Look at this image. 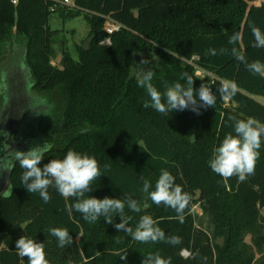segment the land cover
I'll return each mask as SVG.
<instances>
[{
  "label": "trees",
  "instance_id": "obj_1",
  "mask_svg": "<svg viewBox=\"0 0 264 264\" xmlns=\"http://www.w3.org/2000/svg\"><path fill=\"white\" fill-rule=\"evenodd\" d=\"M74 2L75 7H65L56 0H0V83L2 60L20 44L33 88L53 96L59 117L56 145L40 166L63 159L69 150L95 157L103 175L84 198L131 196L141 211L125 207L130 227L135 229L140 217L149 215L166 237L178 236L181 243L137 242L106 224L104 217L89 223L74 210L69 214L75 198L62 197L54 187L48 189L51 200L45 203L23 187V169L17 163L11 174L13 195L0 197V264H27L15 249L23 235L44 243L49 264H142L157 254L169 264H264V139L255 172L244 181L237 176L224 179L208 165L225 136L235 135L230 116L264 123V76L245 64L264 63V48L252 46L251 32V25L264 32V0ZM54 13L65 18L84 15L90 24L89 49L80 47L76 59L62 47L61 67L51 64L60 34L49 23ZM106 17L124 28L109 35ZM237 32L241 39L230 44ZM107 38L110 46L102 43ZM233 48L245 62L235 58ZM152 54L159 58L153 60ZM142 59L149 60L144 68L154 73L152 83L161 92L176 82L185 84L187 72L194 88L202 83L211 87L215 106L202 107L199 114L183 110L169 115L145 108L149 98L136 80ZM196 69L213 79L198 78ZM223 80L238 86L229 100L217 91ZM161 170L169 171L190 194L183 223L174 210L155 205L142 192L144 180L151 183L150 191L155 189ZM195 205L209 217L213 234L197 225ZM114 222H120L118 215ZM54 227L66 228L73 243L59 247L50 235ZM217 238L223 243L215 242Z\"/></svg>",
  "mask_w": 264,
  "mask_h": 264
},
{
  "label": "clouds",
  "instance_id": "obj_2",
  "mask_svg": "<svg viewBox=\"0 0 264 264\" xmlns=\"http://www.w3.org/2000/svg\"><path fill=\"white\" fill-rule=\"evenodd\" d=\"M251 32L254 37L253 47L264 48V32L255 25H251ZM241 39L240 33H234L229 38L230 44H236ZM215 54V49L209 50ZM232 53L237 60L245 62V57L236 48ZM159 58L152 54V59ZM148 59H142L136 67V80L139 87L146 90L148 100L144 102V107H151L156 112L169 115L173 111L191 110L199 114L200 108L214 107L217 96L206 83H202L198 89L194 88L193 77L185 72L182 79L185 84L176 82L166 86L161 92L152 83L154 73L151 69L145 70L144 65L148 64ZM249 71L254 74L264 76V63L253 61L245 62ZM143 66V67H141ZM217 91L224 100H229L238 92L235 82L223 80ZM234 121V133L225 136L220 146L215 150L214 157L208 161L210 169L224 179L237 176L240 181H244L248 175L255 172L256 161L259 157L262 139H264V123L248 118L237 119L230 116ZM0 135L5 137L8 133L0 129ZM45 143L41 146H33L27 151L11 149L7 143L3 144L0 151V174L11 173L16 166L23 169L21 183L28 193H38L45 203L50 202L51 196L48 189L54 187L64 198H75V203L69 208V214L74 210L82 215V218L91 223L104 217L106 224H113L118 232H125L131 235L132 239L141 243H155L165 241L172 245L181 243L178 236L166 237L157 222L149 215H142L135 226H129L131 217L124 216V209L127 206L133 212H140L141 207L136 199L131 196L123 198L104 197L98 199L93 196L85 197V193L92 191V183L103 175L95 157L81 154L74 150H69L63 159H51L48 163L41 162L45 158V153L49 150ZM13 185L8 181L7 187L0 196L7 199L13 195ZM149 181H143L142 192L157 206L163 204L166 208H171L177 214L180 223L184 222L185 209L189 206L191 197L183 188L175 182V177L167 170H161L156 180L155 189L151 190ZM120 217V222L115 223L114 217ZM50 235L58 241V246L63 248L73 243V237L66 228H51ZM17 255L20 258H27V264H49L46 259L45 245L37 242L26 235L21 236L15 243ZM126 255H121V260H126ZM142 264H169V261L157 255H149L144 258Z\"/></svg>",
  "mask_w": 264,
  "mask_h": 264
},
{
  "label": "rangeland",
  "instance_id": "obj_3",
  "mask_svg": "<svg viewBox=\"0 0 264 264\" xmlns=\"http://www.w3.org/2000/svg\"><path fill=\"white\" fill-rule=\"evenodd\" d=\"M49 23L52 29L60 30L58 41L55 44L56 55L51 64L61 67L62 47L78 59L80 47H83L90 39V24L87 17L67 15L65 18L54 13ZM1 70L0 104L9 111L12 110L10 117L21 122V129L29 125L31 126L30 131L35 130L37 135L31 137L34 142L32 147L42 146L44 143L50 147L56 145L55 131L59 123L57 106L51 94L39 92L33 88V79L26 62L25 52L20 44L14 46L7 58L2 60ZM195 74L202 80L213 79L210 74L200 69H196ZM193 214L197 225L213 234L214 227L199 205L194 206ZM247 240L250 242V237ZM214 241L223 243L221 238ZM184 254L187 255L186 252Z\"/></svg>",
  "mask_w": 264,
  "mask_h": 264
},
{
  "label": "water",
  "instance_id": "obj_4",
  "mask_svg": "<svg viewBox=\"0 0 264 264\" xmlns=\"http://www.w3.org/2000/svg\"><path fill=\"white\" fill-rule=\"evenodd\" d=\"M89 45H90V40L86 42L85 45H83V49L88 50ZM11 111L3 107V111L0 119V129L8 133V136L5 137L3 135H0V148L3 147L4 143H7L10 146V150L18 149L21 151H27L29 148H31L30 146L17 143V140H19V134L21 130V122L19 120L17 121V119L14 120L13 118L10 117ZM0 155H4V152L0 151ZM11 174L12 172L11 173L4 172L3 174H0V192H3L5 190L8 181L11 183Z\"/></svg>",
  "mask_w": 264,
  "mask_h": 264
},
{
  "label": "built area",
  "instance_id": "obj_5",
  "mask_svg": "<svg viewBox=\"0 0 264 264\" xmlns=\"http://www.w3.org/2000/svg\"><path fill=\"white\" fill-rule=\"evenodd\" d=\"M56 1H58L62 5H66V6H69V7H75V2L74 1H71V0H56ZM12 2L14 4H17L18 3V0H12ZM122 28H124L122 24H120L119 22L115 21L114 19H112L110 17H106V19H105V25H104V30L109 35L114 34L115 32L121 30ZM102 43L104 45H110L111 44V40H110V38H107Z\"/></svg>",
  "mask_w": 264,
  "mask_h": 264
},
{
  "label": "flooded vegetation",
  "instance_id": "obj_6",
  "mask_svg": "<svg viewBox=\"0 0 264 264\" xmlns=\"http://www.w3.org/2000/svg\"><path fill=\"white\" fill-rule=\"evenodd\" d=\"M2 111H3V106H2V104H0V119H1ZM30 129H31V126L25 125V127H23L20 130L19 140H17V143H21V144H24L26 146L28 145V146L32 147L34 142L31 139V137H36L37 134H36L34 129L32 131H30Z\"/></svg>",
  "mask_w": 264,
  "mask_h": 264
}]
</instances>
